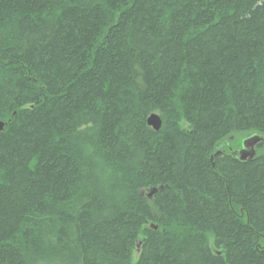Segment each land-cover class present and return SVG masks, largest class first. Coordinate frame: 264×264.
I'll return each mask as SVG.
<instances>
[{
    "label": "trees",
    "instance_id": "1",
    "mask_svg": "<svg viewBox=\"0 0 264 264\" xmlns=\"http://www.w3.org/2000/svg\"><path fill=\"white\" fill-rule=\"evenodd\" d=\"M0 121V264H264V0H0Z\"/></svg>",
    "mask_w": 264,
    "mask_h": 264
},
{
    "label": "water",
    "instance_id": "2",
    "mask_svg": "<svg viewBox=\"0 0 264 264\" xmlns=\"http://www.w3.org/2000/svg\"><path fill=\"white\" fill-rule=\"evenodd\" d=\"M148 124L153 127L156 131H159L162 127V118L157 113H152L148 116L147 119ZM5 123L3 121H0V133L4 130ZM232 139V138H230ZM264 143V136L260 134H253L249 136L247 139L244 140L243 145L240 149L232 151V154L234 156L238 157L239 160L242 162H250L253 161L257 155H258V149L259 147ZM224 145H221L217 148L215 153L212 155L211 160H213V157L217 154L222 153L224 150L222 149ZM162 189V187H160ZM157 188H153L149 191L148 196L149 198H152L155 193H157ZM138 242V247H139Z\"/></svg>",
    "mask_w": 264,
    "mask_h": 264
},
{
    "label": "rangeland",
    "instance_id": "3",
    "mask_svg": "<svg viewBox=\"0 0 264 264\" xmlns=\"http://www.w3.org/2000/svg\"><path fill=\"white\" fill-rule=\"evenodd\" d=\"M253 134H255V133L242 134L240 136H237L238 139L237 138L236 139H230L229 140V143H231L230 147L235 149V150L240 149L242 147V145H243L244 140L247 139L249 136H251ZM263 153H264V149H258V154H263Z\"/></svg>",
    "mask_w": 264,
    "mask_h": 264
},
{
    "label": "flooded vegetation",
    "instance_id": "4",
    "mask_svg": "<svg viewBox=\"0 0 264 264\" xmlns=\"http://www.w3.org/2000/svg\"><path fill=\"white\" fill-rule=\"evenodd\" d=\"M229 148H230V149H228V151H229V150H231V151H235V149H233V148H231V147H229ZM225 151H226V150H225Z\"/></svg>",
    "mask_w": 264,
    "mask_h": 264
}]
</instances>
